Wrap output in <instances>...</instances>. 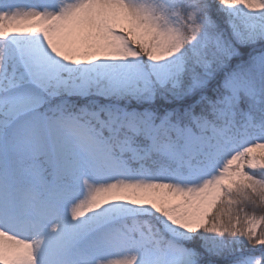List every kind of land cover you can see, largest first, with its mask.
I'll list each match as a JSON object with an SVG mask.
<instances>
[{"label":"snow or ice","instance_id":"6c2138e0","mask_svg":"<svg viewBox=\"0 0 264 264\" xmlns=\"http://www.w3.org/2000/svg\"><path fill=\"white\" fill-rule=\"evenodd\" d=\"M0 264H264V0H0Z\"/></svg>","mask_w":264,"mask_h":264},{"label":"rangeland","instance_id":"374dc122","mask_svg":"<svg viewBox=\"0 0 264 264\" xmlns=\"http://www.w3.org/2000/svg\"><path fill=\"white\" fill-rule=\"evenodd\" d=\"M30 2H38V0H30Z\"/></svg>","mask_w":264,"mask_h":264}]
</instances>
